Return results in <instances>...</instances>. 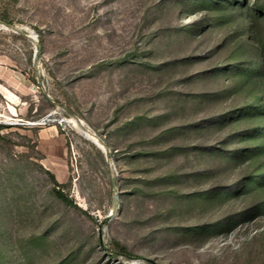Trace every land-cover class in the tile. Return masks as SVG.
I'll use <instances>...</instances> for the list:
<instances>
[{"label": "rangeland", "instance_id": "1", "mask_svg": "<svg viewBox=\"0 0 264 264\" xmlns=\"http://www.w3.org/2000/svg\"><path fill=\"white\" fill-rule=\"evenodd\" d=\"M191 1L0 0V264H264L252 196L197 198L219 161L197 122L241 95L210 100L229 82L201 78L223 54Z\"/></svg>", "mask_w": 264, "mask_h": 264}, {"label": "trees", "instance_id": "2", "mask_svg": "<svg viewBox=\"0 0 264 264\" xmlns=\"http://www.w3.org/2000/svg\"><path fill=\"white\" fill-rule=\"evenodd\" d=\"M185 10L196 17L187 31L198 36L216 34L212 54L222 53V60L200 72L201 78L223 76L228 83L210 100L241 95L238 103H223L221 110L198 120L201 131L214 136L209 145L219 158L217 167L207 165L200 175L208 187L197 198L215 209L235 198L252 196L253 203L244 211L264 212V0H192ZM215 50V51H214ZM207 53L211 54L208 50ZM208 57L210 55H207ZM202 94V93H201ZM5 127L0 124V130ZM53 191L67 204L76 205L52 174ZM240 217V216H239ZM238 221L223 219L198 227L194 232L225 231ZM114 256L129 255L119 242L110 245Z\"/></svg>", "mask_w": 264, "mask_h": 264}, {"label": "bare ground", "instance_id": "3", "mask_svg": "<svg viewBox=\"0 0 264 264\" xmlns=\"http://www.w3.org/2000/svg\"><path fill=\"white\" fill-rule=\"evenodd\" d=\"M97 141V140H96Z\"/></svg>", "mask_w": 264, "mask_h": 264}]
</instances>
